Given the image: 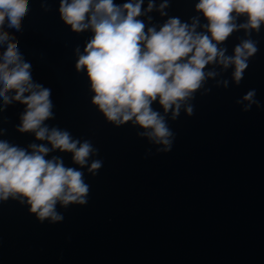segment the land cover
Segmentation results:
<instances>
[{
  "label": "water",
  "instance_id": "95a60500",
  "mask_svg": "<svg viewBox=\"0 0 264 264\" xmlns=\"http://www.w3.org/2000/svg\"><path fill=\"white\" fill-rule=\"evenodd\" d=\"M164 2L152 0L148 11L149 0H143L136 19L146 33L171 18L188 25L197 18L195 31L211 36L208 20L195 7L199 0H167L161 9ZM28 7L21 31L4 30L31 64L32 82L51 91L53 117L43 124L98 151L84 166L75 163L72 152L19 131L27 106L15 100L4 105L0 98V141L28 153L31 144L48 147L45 159L58 157L83 172L90 187L86 204L57 203L63 219L56 222H40L26 202L0 201V264H264V23L251 35L238 27L218 44L233 56L243 40L257 42L239 85L234 65L210 62L203 71L215 75L182 103L177 119L164 112L159 98L152 103L174 133L170 151H157L164 145L139 135L144 128L132 121L117 126L92 102L87 71L76 69L94 36L91 27L72 30L61 17L60 0H28ZM247 20L239 14L234 22ZM6 46H0V56ZM252 89L260 106L244 111L243 96ZM95 160L102 167L93 175L88 169Z\"/></svg>",
  "mask_w": 264,
  "mask_h": 264
},
{
  "label": "clouds",
  "instance_id": "9594fccd",
  "mask_svg": "<svg viewBox=\"0 0 264 264\" xmlns=\"http://www.w3.org/2000/svg\"><path fill=\"white\" fill-rule=\"evenodd\" d=\"M142 2L119 6L113 0H60L59 11L72 30L91 27L94 32L84 49L86 54L76 63L77 71H87L95 93L92 102L108 121L117 126L132 121L146 130L139 135L164 145L157 151H170L174 133L165 116L153 110L152 103L159 98L164 112L171 111L172 119H177L182 103L194 98L207 76L215 75L203 71L210 62H219L224 68L234 65L233 77L239 85L249 59L259 50L257 42L243 40L233 56H226L227 49L218 44L238 27L246 29L248 35L253 29L259 32L264 23V0H199L195 7L208 20L205 27L211 36L195 31L197 18L191 25L171 18L159 31L150 27L146 33L145 24L136 19L142 14ZM166 6L167 0L160 5L161 9ZM152 8L149 0L147 10ZM28 11V0H0V46L7 45L0 56V98L4 105L15 100L27 106L19 131L34 132L37 139L48 140L53 149L72 152L73 161L84 166L90 154L98 150L88 141L74 140L66 130L49 129L43 124L53 117L51 91L32 82L31 64L24 62L14 37L4 30L21 31ZM239 14H247V23L238 26L234 22ZM13 90L15 95L10 97L7 93ZM26 92L30 94L25 96ZM255 97V89L243 96V101H248L244 111L251 110L253 104L260 106ZM187 112L193 115L194 108L189 106ZM29 147L31 153L0 141V201L11 197L26 202L40 222L63 219L56 211L57 203L65 208L87 203L90 187L84 182L83 172L65 167L58 157L45 159L50 149L44 145ZM101 167L102 161L95 160L88 170L95 175Z\"/></svg>",
  "mask_w": 264,
  "mask_h": 264
}]
</instances>
